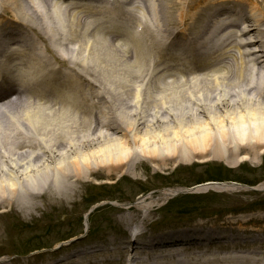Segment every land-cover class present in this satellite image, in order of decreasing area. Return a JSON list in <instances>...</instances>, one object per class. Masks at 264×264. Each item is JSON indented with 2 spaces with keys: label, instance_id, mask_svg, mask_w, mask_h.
I'll return each instance as SVG.
<instances>
[{
  "label": "bare ground",
  "instance_id": "1",
  "mask_svg": "<svg viewBox=\"0 0 264 264\" xmlns=\"http://www.w3.org/2000/svg\"><path fill=\"white\" fill-rule=\"evenodd\" d=\"M4 1L8 9H13L16 20L26 21L25 26L35 31V37L40 39L43 35V41L55 47L52 50L54 60L62 58V62L70 58L72 65L81 68L76 77L90 82L96 95L81 88L83 81L74 84L73 80H61L60 75L52 73L53 64L35 56L36 38L20 54L27 55V59H20L11 49L1 55L0 61L6 63L7 74L15 75L21 66L22 70L28 69L31 75L39 77L43 83L41 93L46 90L45 83L50 81L51 87L61 90L64 97L55 104L17 100L0 107V209H8L3 213L14 212L22 220L23 212L41 209L37 203L28 204L33 196L39 198L47 194L58 203L53 194L56 197L75 195L89 174L104 169L111 174H119L121 169L124 172L125 168V172L130 171L127 166L135 165L136 160L166 163L173 158L187 160L191 156L200 158L213 153L212 159L231 166L229 157L239 155V162H243L250 159L246 154L240 155L244 149L264 146V0H252L249 8L243 0H235L244 6L236 8V12L229 7H204L200 17L206 21L199 25L190 40L186 34L183 38L190 57L199 65L179 64L178 68L173 66V56L177 60L181 52L182 60L178 61L191 64L189 56L176 48L177 39L161 36V32L166 30L173 35V27L185 21L186 2L187 8L197 0H145L141 10L150 11V17L146 11L145 16L152 36L146 40L147 33L140 30L138 35L143 34L142 39L130 44L127 43L131 39L125 37L127 43L125 39L96 37L89 23L80 32L83 18L75 24L79 22L74 23L77 16L73 18L68 8L62 7L60 12L73 19L71 30L75 33L71 36L75 42H68V38L65 45L58 36L49 34L51 25H59V16L54 11L60 6L58 3H51L52 7L46 0ZM104 4L102 12L112 3L106 0ZM176 7L181 11L178 14L174 11ZM135 8L136 5L132 11ZM162 10L165 11L161 14ZM229 11L232 18L222 22L219 13ZM114 13L108 15V21L129 36L130 22L126 18L119 20V14ZM192 27L194 25L189 30ZM100 29V34L108 36L109 29L105 31L102 26ZM211 29L221 34L212 42L207 64L202 65L197 58L201 53L196 45L205 41ZM232 29L235 30L230 32ZM222 34H227L223 47L220 45ZM8 42L9 38L0 37V45L7 46ZM174 49L178 51L173 52ZM155 50L161 52L160 57L154 55L152 58ZM201 52L206 54V51ZM63 102L67 103L66 107L72 105L71 111L62 108ZM79 113L91 119L90 122L75 116ZM258 150L264 152V149ZM240 188L206 183L196 187V191L234 193ZM258 189L264 192V183ZM155 193L156 196L150 194L132 205L139 204L143 212H148L153 206L169 202L183 190L169 188ZM241 232L242 236L250 234L246 230ZM0 234L3 236L1 231ZM197 239L203 240L198 237L183 239L181 245L180 239H163L166 242L161 247L148 248L144 261L139 262L140 258L136 261L139 264H200V253L196 250L190 253L194 245L200 247ZM247 241H251L249 237L236 238L231 242L233 247L229 244L224 247L228 248L224 258H209L205 264H261L253 263L256 257L252 253L239 256L245 253L240 249ZM207 247L205 253L212 251L211 245ZM157 248L159 251L155 250ZM126 258L125 264H132V253L127 252ZM4 259L0 263L5 262Z\"/></svg>",
  "mask_w": 264,
  "mask_h": 264
},
{
  "label": "rangeland",
  "instance_id": "2",
  "mask_svg": "<svg viewBox=\"0 0 264 264\" xmlns=\"http://www.w3.org/2000/svg\"><path fill=\"white\" fill-rule=\"evenodd\" d=\"M46 1L47 4H50L49 0ZM251 1L243 0L242 2H245L246 7L249 8ZM254 1L257 2V0ZM3 3L5 1L0 0L1 37L7 30H10L6 27L10 23H22L21 20H16L17 18L14 17L13 9H8ZM50 5L52 6V4ZM213 5L216 8H234L235 11L238 7H244L235 3V0H197L193 6L187 8L185 6L186 14L183 12L185 21L182 25L173 27V35L170 36L166 30H162L161 36L165 35L171 40L177 39L179 41L177 49L190 55L187 42L183 41L184 34L188 35L190 40L198 31L199 25L206 21L205 18L200 17L204 13V7L213 8ZM174 9L176 14L181 12L178 7ZM164 11L162 10L161 14ZM219 16H222L220 20L224 23L229 22L232 18L229 12L219 13ZM58 20L60 26H57L56 23L51 25L49 34L58 36L63 45L67 43L68 38V42L73 44L75 41L71 36L75 33L71 30V22H67L63 17H58ZM79 23L80 17L79 22L75 24ZM193 25L194 27L189 30ZM22 26L21 30L18 29L21 32L19 36L25 40H28L27 37L33 39L34 31L27 28L24 23ZM81 29H84V26L81 28L79 26L80 32H82ZM134 29H136L135 26ZM141 30L144 31V34L147 33L146 40L152 36L149 28L147 30L144 25L141 26ZM17 33L18 31H14L12 35ZM96 34V37L99 35L104 37L99 32ZM214 36L216 41L220 34L211 29L202 43L206 44V41ZM109 37L123 40L118 35ZM141 37L143 34L135 37L134 41L137 43L142 39ZM220 39L221 44H224L225 35L222 34ZM12 40L9 41L10 45ZM40 42L43 49L39 55V47H34L36 57L42 60L48 59L47 62L50 64L61 62L62 58L55 61L51 58L52 50L55 47H51L45 41L42 43L41 40ZM151 43L153 42L151 41ZM182 44L185 46L180 48ZM153 45L156 46L154 43ZM153 53L152 58L161 56V52L158 50ZM18 57L20 59L28 58L26 55H18ZM62 65H56V67L62 68ZM60 74L63 77L65 74H69L70 79L73 80L72 77L76 76V71L74 68H71L70 71L68 69L60 70ZM35 78L40 81L39 77ZM82 81L80 79L79 82L82 83ZM82 88L86 89L90 95H96L87 81H83ZM63 109L67 111L65 107ZM68 111H71V108ZM112 112L114 113L113 110ZM75 116L82 118L86 123L91 120L81 115ZM258 149H264V146H259ZM258 149H244L240 155L246 154L250 159L243 162H239V155L229 157L228 161L232 163L231 166L225 161L212 159L214 158L213 153L200 158L191 156L187 160H183L181 157L173 158L166 163L145 161V159L136 160L135 165L127 166L130 171L125 172L126 168L124 169L125 173L121 169L119 174H111L109 170L104 169L93 173V175L89 174L87 180L82 181L81 187L75 195L56 197L57 195L53 194V197L55 196L59 200L58 203L47 194L40 195L39 198L38 195L33 196L28 204L35 205L37 203L41 209L33 208L34 211L23 212L22 220L14 212L3 213L8 209L2 208L0 209V221L4 223L0 222V231L4 237L0 234V239H4V241H0V260L2 258H6V260L0 264H121L124 261L123 254L127 245L117 249L112 247L123 246L124 241L129 239L119 237L118 233L115 237L114 232L124 231L125 234H128V227L131 225L136 227L138 224L143 226L142 230H145L146 233L143 232L142 235L137 236L138 239L133 241V246L140 248L142 253L148 250L146 248H150V245L158 243L159 240L161 242L163 239H170L172 235L177 236L178 239L200 237L205 238L209 245L214 246L213 252L205 254L206 246L204 250L200 251V253H204L200 256L204 259L205 264L208 258H214V256L221 259L226 250L220 247H226L228 242L235 240L234 236L236 235L239 238H245L241 231L246 230L250 233H247L246 236L252 241H247L243 245L254 246L255 249L250 253L256 257H264V192L258 189V186L264 183V152ZM202 182L237 183L242 188L252 189L238 187L240 191L234 193L210 191L202 194L194 191L185 192L187 189H182H191L203 184ZM169 188L179 189V191L182 189L184 192L180 195L175 194L167 203L151 207L148 212H143L139 204L132 205L138 202V199H146L150 194L156 196L155 192L158 190ZM131 217L133 218L130 219ZM149 231L152 232L150 236L148 235ZM83 234H88V236L85 239H79L78 237ZM91 236H96L101 240L88 239ZM156 238L159 239L154 240ZM96 247L103 248L104 251L94 249ZM246 249H249L248 246ZM140 256L141 253L138 257ZM260 262L264 264V259Z\"/></svg>",
  "mask_w": 264,
  "mask_h": 264
}]
</instances>
